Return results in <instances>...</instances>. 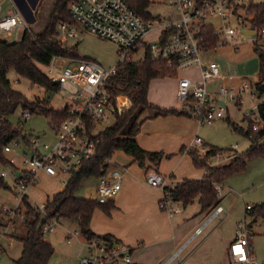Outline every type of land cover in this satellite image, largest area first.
I'll list each match as a JSON object with an SVG mask.
<instances>
[{
	"label": "built area",
	"instance_id": "built-area-1",
	"mask_svg": "<svg viewBox=\"0 0 264 264\" xmlns=\"http://www.w3.org/2000/svg\"><path fill=\"white\" fill-rule=\"evenodd\" d=\"M13 2V0H10ZM177 18H161L156 21L162 29L159 39L153 44L146 43V36L153 30V21H145L125 0H72L68 5V12L74 24L62 23L61 33L69 41L79 37L82 28L99 38L114 42L118 47L120 60L112 69H105L90 59H79L74 65L66 66L61 72L55 70V58L46 66V76L57 83L59 91L63 94L66 103L61 110L65 111L64 118L58 124H53L48 118L50 126L56 137L55 143H41L40 138L30 136L26 143L29 154L23 161L25 170L16 165L14 158L7 159V164L14 167L12 174L3 169L1 178L10 179L16 195L14 209L4 207V222L0 228V258L5 253L2 241L8 236H14L13 228L16 218L22 222L25 216L20 213V206L24 196H28L29 189L37 183L38 177L44 173L50 177L71 175L82 165L96 156L97 142L95 137L100 133L98 127L114 123L118 109H123L128 103L121 104L108 89V83L118 72V67L126 61H141L150 55L154 61H164L167 66L177 72V103L179 110L193 118L200 126L210 125L216 120L225 118L230 103L242 106L245 98L254 104L245 118L257 132L264 121L259 112V106L264 104V93L257 86L258 82L251 83L243 80L240 87L220 86L213 92L209 90L210 83L222 80L220 66L204 59L205 42L203 30L207 26L213 27L215 35L220 36L223 31L224 41L233 39L235 30L226 23L231 15H237L233 0H168ZM2 4L0 3V11ZM219 19V26L210 24V20ZM241 19V16H238ZM19 29H27V23L19 11L0 18V35L9 34L17 38ZM256 33V32H255ZM220 40V39H219ZM142 52L140 59L136 57ZM74 60V59H73ZM198 69L200 79L179 78V71ZM31 112H24L23 119L30 120ZM17 140L12 141L4 148L5 154L20 148ZM193 147L197 148L204 157L210 152L203 140L196 137ZM230 152H235L231 148ZM221 155H216L211 162L216 163ZM124 169L112 167L104 176L99 178L96 189V201L100 205L107 204L115 199L122 189ZM146 183L154 188L162 189L171 185L169 178L160 173L149 170L146 173ZM221 194V187H215ZM164 197L166 193L164 192ZM174 202L166 201L162 208L170 215L178 214L179 209ZM46 206V205H45ZM45 206L38 207L44 218H48ZM247 210H252L247 206ZM225 213L223 207L214 210L209 221L195 231L186 243L165 264L179 262L184 250L200 237L206 226L220 219ZM59 220L47 222L42 232L46 236L55 231ZM69 232L68 239L77 235ZM89 256L80 260L79 264H130L131 249L121 243H111L103 239H93L88 242ZM230 257L233 264H257L254 253L250 247V229L246 222L237 224V237L230 245ZM264 264V261L261 263Z\"/></svg>",
	"mask_w": 264,
	"mask_h": 264
},
{
	"label": "rangeland",
	"instance_id": "rangeland-1",
	"mask_svg": "<svg viewBox=\"0 0 264 264\" xmlns=\"http://www.w3.org/2000/svg\"><path fill=\"white\" fill-rule=\"evenodd\" d=\"M7 0H0L3 3V11L1 12V18H5L8 15L11 5L6 2ZM60 0H18L19 10L23 13L24 17L31 23L27 29H31L34 33L38 34L44 31L51 20V16L54 13V8ZM219 2L221 0H211ZM67 1V5H69ZM264 0H233V6L236 8L237 15H231L226 19L234 30L235 35L233 39L224 41L225 35L221 31L219 39L220 42L211 51L205 52V58L208 61L217 63L220 66V73L222 80L214 81L209 85L210 91H216L218 87H233L238 85L239 78L246 77L249 82L255 83L260 75V63L258 57L254 53L255 43L264 48V29L256 32L253 30L251 21L252 15L248 13L246 7L249 4H261ZM18 7V6H17ZM68 7V6H67ZM149 13L155 18H167L173 15L176 18V14H173L172 7L168 0H152V5L149 8ZM241 16V19H238ZM215 26H219L221 21L219 19H212L211 21ZM61 25V24H60ZM60 25L58 26V39L62 42L67 49L78 45L75 51L77 55L82 59H91L96 61L100 66L109 70L114 68L119 60L118 47L114 42L106 39L99 38L98 36L85 31L79 30V37L77 39L64 41V35L61 33ZM26 30V29H25ZM24 29H19V36L15 38L9 34L0 35V40L14 43L21 41ZM247 31L256 32L254 35L248 37L245 36ZM162 29L159 23H154V30L147 38V43L153 45L161 36ZM213 50V51H212ZM142 52L136 57L140 59ZM77 60L71 58H55V70L61 72L66 66L76 64ZM207 61V62H208ZM39 69L45 74L47 73L46 67L39 66ZM162 71V70H161ZM173 75V74H171ZM196 71L194 69L190 71H179V78L187 77L193 80H197ZM8 79L12 83V87L15 91L25 96L30 101L42 102L44 99H49V106L54 109H62L66 103L63 98V94L60 92L47 93L44 88L33 85L27 79H20L14 70L8 73ZM243 79V78H242ZM240 79V81L242 80ZM163 80V79H158ZM157 83V82H156ZM153 83L151 87V104L155 107H166L167 109L174 108L179 110L177 105V77H167L165 81L159 82L160 84ZM153 101V102H152ZM155 102L160 103L159 106ZM253 102L249 98H245V103L242 106H238L235 103H230L228 112L225 118L216 120L210 125L198 126L194 119L185 116V125L183 127H172L167 131V134H159L157 137H146L147 132H153L149 126H145L144 123L142 133L137 137V140L146 139L150 148L144 147L143 150L149 153H158L162 160L160 162H152L146 160L145 168L152 167L158 169L160 173L166 177L173 176V179L169 178L171 185H175L176 180L190 179L199 180L205 175V169L196 165L193 161L190 151H196L200 155L201 159H204V155L200 154L196 148L193 147V142L196 137H200L204 144L210 148H216L221 150L218 154L221 158L214 164L211 159L205 158L207 163L211 166L225 165L230 163L239 154H242L249 150L251 141L243 133L236 132L230 125H236L237 127L247 130L249 128V122L245 118V115L253 108ZM146 112L143 115L145 120L149 114ZM10 122L15 128H20V132L23 135L40 138L41 143H55L56 137L52 127L46 117L41 114H34L30 120L25 121L23 119V111L19 109L10 118ZM229 120V121H228ZM53 124L55 121L53 120ZM113 124L103 125L98 127L97 131L103 128L109 127ZM262 127L259 126V129ZM18 142L21 144L20 148H14L10 154H5L7 159L14 158L16 165L25 170L23 165L24 159H26V153L29 154V148L23 138H19ZM144 146V145H143ZM231 148H235V152H230ZM206 157V156H205ZM216 158V156L214 157ZM110 167L112 164L123 167L131 164V178H141L142 174L138 171L137 166L140 167L138 162H135L134 158L125 154L122 151H116L111 160L109 161ZM6 170L12 174L14 167L9 164H0V180L2 171ZM65 184L69 178V175H62ZM136 180H133L135 183ZM146 181H136L135 187L138 190L142 199L148 200L152 197V193L149 191L151 188L146 186ZM5 186L13 188L10 179L4 180ZM96 185L97 178L90 177L83 180L77 196L79 198H85L88 200H96ZM65 186L62 181L56 179L55 181H45L36 184L28 195V200L31 203V208L38 211L40 206L47 203V194L55 189ZM158 192L162 195L161 200L164 198L163 190L159 189ZM221 205L226 212L220 216V219H215L210 222L203 234L193 241L182 253V257L186 258L185 264H197L201 261H212L216 257H221L224 254V244L229 240H234L237 237V224L240 222H246L248 225L254 221L247 212L246 206L256 207L264 203V158H255L247 162L246 170L242 173L234 174L226 180L221 187ZM16 195L9 189L0 186V215L4 218V207L14 209L16 206ZM191 211L196 209V205L192 204ZM181 210L180 206H178ZM20 213L23 215L27 213L25 206H20ZM210 213L207 218L201 223L203 226L209 221L212 216ZM107 214L98 209L95 215V220L101 225L103 223L104 216ZM25 216V215H24ZM114 219L113 222H116ZM20 218H16L13 228L15 229L14 236H8L2 241L6 246L7 252H5L0 258V264H14V261L18 260L22 252L21 235L25 231V225H22ZM166 224V222H162ZM144 228L145 224L142 219L137 220L135 226ZM92 229V228H91ZM100 229V228H98ZM93 231V230H92ZM129 230V232H133ZM69 232L75 234L77 237L68 239ZM95 232V231H93ZM96 233V232H95ZM102 235L104 233L97 232ZM24 235V234H23ZM80 231L77 227V223L68 220H59V225L52 233L45 236L47 242L53 245L54 255L50 264H79L81 256L88 255V249L86 243L81 241ZM252 248L254 258L257 264H261L264 261V219L259 217L257 222L252 226ZM15 237V238H14ZM13 238V239H10ZM10 246V247H9ZM224 264H233L232 259Z\"/></svg>",
	"mask_w": 264,
	"mask_h": 264
},
{
	"label": "trees",
	"instance_id": "trees-1",
	"mask_svg": "<svg viewBox=\"0 0 264 264\" xmlns=\"http://www.w3.org/2000/svg\"><path fill=\"white\" fill-rule=\"evenodd\" d=\"M67 1L71 2L72 0H60L57 3L51 20L43 32L36 34L31 29H26L19 42L9 43L0 40V164L2 165L7 164L3 153L4 148L14 140L23 138L26 142L28 138L27 135L20 132V128H15L9 119L19 109L23 113L41 114L47 119L51 118L57 124L65 116L64 110H56L49 106V99H44L42 102L30 101L15 91L8 79V73L14 70L20 79L29 80L33 85L44 88L47 93L59 91L58 84L52 82L39 69V66H49L53 59L58 57L82 59L75 52L78 45L67 49L58 39L57 29L60 24H74L68 12ZM125 1L145 21L158 20L149 13L152 0ZM246 9L253 17L251 21L253 30L262 31L264 29V3L249 4ZM214 33L211 26H207L203 30L206 51L215 48L220 42L219 36ZM254 53L260 63L257 86L261 85L259 89L264 93V48L255 43ZM176 76L177 72L174 68L168 67L164 61L152 60L150 55L141 61H126L119 65L117 74L111 78L107 87L115 97V101L121 104L128 103V105L123 109H118L114 123L95 137L96 156L86 161L78 170H74L67 180L65 189L47 202L45 211L48 213V218H44L40 210L35 211L31 208L28 196L23 197L21 205L27 209L23 222L26 234L21 238V256L14 261V264H50L54 255V247L46 241L42 229L47 222L53 219L76 222L81 235L89 242L93 239H103L111 243H119L109 235L103 237L96 235L90 226L95 210L102 209L106 214H109L114 209L112 202L100 205L96 200L79 198L77 192L84 179L100 178L105 175L110 167L109 161L116 151H122L133 157L141 168H145L146 160L152 162L162 160L158 153L144 151L137 141V136L143 124L142 116L147 110H155L154 117L188 116L181 110L160 109L150 104L148 100L152 80ZM259 112L264 121V104L259 106ZM230 125L236 132L243 133L249 138L251 141L249 150L239 154L228 164L215 166L209 165L205 158L212 159L221 150L212 148L204 159H201L196 151H190L194 163L205 169V176L199 180L184 179L175 185H167L164 188L166 197L161 201V206L166 201H172L187 207L198 200L201 206L200 214L208 215L221 203L222 198L215 187H222L228 178L244 172L247 162L250 160L264 158V126L254 132L251 124L247 130L231 123ZM171 178L173 179V176ZM0 186L15 193L12 188L5 186L2 178ZM247 213L254 218V221L248 225L251 230L259 217L264 219V203L253 207L250 211L247 210ZM3 222L4 218L0 215V228L3 226ZM252 239L253 235L250 233V247L253 251Z\"/></svg>",
	"mask_w": 264,
	"mask_h": 264
},
{
	"label": "crops",
	"instance_id": "crops-1",
	"mask_svg": "<svg viewBox=\"0 0 264 264\" xmlns=\"http://www.w3.org/2000/svg\"><path fill=\"white\" fill-rule=\"evenodd\" d=\"M17 1L18 0H13V2H11L10 0L6 1L11 5V9L9 10L8 15L10 13H15V12L19 11V13L22 15L23 19L26 21L27 28H28L29 24H31V23L28 21V19L26 17H24L23 13L19 10V4ZM1 4L3 5V3H1ZM171 7H172V5H171ZM172 10H173V14H176V18H177L178 15L174 11L173 7H172ZM2 11H3V7H2V10L0 11V14ZM0 18H1V16H0ZM167 18H174V17H173V15H171V16H168ZM159 19H161V18H159ZM211 21L212 20H210V24L212 25L213 23ZM153 23H157V22L153 21ZM153 30H154V28H153ZM153 30L146 36V41H147L148 36L152 34ZM216 49L217 48H215L213 50H216ZM207 51H211V50H207ZM205 52H206V50H205ZM205 52L203 55H205ZM204 59L206 60L205 56H204ZM206 61H208V60H206ZM194 70L196 71L195 76H196L197 80L200 79L199 70L198 69H194ZM165 78H167V77H165ZM165 78H158V79H163V80L154 79L150 83V90H149V94H148V100H149L150 104H151L150 92H151L152 84L156 83V82H157L156 84H160L159 82L165 81ZM242 78H239L238 85H235L233 87L238 88L241 86L243 80H245V79L248 80L246 77H242ZM240 79H242V80L240 81ZM258 81H259V77L257 78L256 82H258ZM215 82H212V83H215ZM212 83H210V84H212ZM155 103L158 104L159 106H162L158 102H155ZM177 105H178V103H177ZM158 108L165 109V110L174 109V108L167 109L166 107H164V108L158 107ZM146 112H149L148 113L149 116L145 120H143L144 116H142L143 124L146 123L145 126H149L150 129H153L152 130L153 132H147L146 133V135H147L146 137H152V136L157 137L159 134H163V135L167 134V131L169 129H171L172 127H177V126L183 127L185 125V122H186L185 121L186 117H184V116L154 117L156 114L155 110L150 109V110H147ZM146 112L144 113V115L146 114ZM195 123L198 126H200L196 121H195ZM143 124H142L141 130H140V133L137 136L138 138L142 133V128L144 126ZM106 128H108V127H106ZM106 128L101 129L99 132L104 131ZM137 141H138V143L142 149L144 147H148V148L151 147V146H149L146 139H140ZM193 144H194V142H193ZM196 150H197V148H196ZM112 167L124 169L123 170L124 177L122 180V189H121L120 193L115 197V199L113 201H111L112 204L114 205V209L111 210L110 213L107 214V216L103 215L104 218H103V223L101 225L94 219L96 213L98 212V209L95 210L94 215L92 217L91 225H90L92 228L91 230L95 231L96 233L95 232L94 233L100 237L109 235V236L113 237L115 240L119 241V243L129 247L131 249V259H132V262L130 264H165V263H167L174 256V254L186 243V241L195 233V231L201 227L200 226L201 223L207 218V216L209 214L208 215H201L200 214L201 206H200L198 200H196L194 202V204L196 205V209L193 211H191L190 205L187 207H184L181 203H174L175 204L174 207L179 209L180 212L178 214L170 215L169 212H167L161 208V205H160L161 201L160 200H161L162 195L158 192L159 188L151 187L146 183H145L146 186L148 188H151V190L149 189V191L153 195L149 200L147 198H145V199H142L143 201H139L141 196L135 187L136 181L142 182L143 178L145 180L146 173L149 170H154L158 173H160V171L158 169H154L152 167L141 168V167L137 166V169L142 174V177L136 179L134 177L131 178V173H130L131 171L130 170H131V168H133L132 163L125 165L123 167H119V166L112 164ZM61 177H62L61 175L58 177H50L44 173H41L38 177L36 184L41 183V181L43 179L45 181H55L56 179H59V181H62V183L66 186L65 182L63 181V178H61ZM164 177H166V176H164ZM203 177H201L200 179H202ZM166 178L171 179V177H166ZM184 179L176 180V183L181 182ZM133 180H136L135 183L133 182ZM98 183H99V178H97V185H98ZM81 184H83V181ZM35 185L29 189V193H30L31 189L33 187H35ZM97 185H96V189H97ZM65 186H61L60 188L49 192V194H47V202L49 200H51L54 195H56L59 192H62L65 189ZM29 193H28V195H29ZM163 194H164V192H163ZM45 205H42V206H45ZM42 206H40V207H42ZM178 206H180L183 209L181 210ZM220 206L223 207L221 204H220ZM225 212H226V210H225ZM246 212H247V208H246ZM114 219H117V221L113 222ZM139 219H142V221L144 222V224H145L144 228L142 227V225L140 227L135 226V224L137 223V220H139ZM162 222H166V224H162ZM22 225H24V223H22ZM98 228H100V229H98ZM133 229H134V231L132 233L129 232V230L131 231ZM97 232H101L104 234L100 235ZM250 233H252V229L250 230ZM25 234H26V230L22 233V235L20 237L23 238L25 236ZM79 236L81 238V241L86 243V246L88 249V242L89 241H87L81 235V233ZM74 237H77V235H75ZM10 239H13V238H10ZM234 241H235V239L234 240L231 239L228 242H225L223 256L216 257L214 262L207 260V261H201L200 264H224V262H228V260L231 259V257H230V245ZM4 248H5V252H7L6 246H4ZM89 254H90V252L88 249V255L87 256H89ZM87 256L85 254H83L81 256V259L84 257H87ZM185 261H186V258L182 257V255H181L180 261L176 262L174 264H185ZM79 263H80V261H79ZM197 264H199V263H197Z\"/></svg>",
	"mask_w": 264,
	"mask_h": 264
},
{
	"label": "water",
	"instance_id": "water-1",
	"mask_svg": "<svg viewBox=\"0 0 264 264\" xmlns=\"http://www.w3.org/2000/svg\"><path fill=\"white\" fill-rule=\"evenodd\" d=\"M254 34H255L254 31H247V32L245 33V36L248 37L249 35H254Z\"/></svg>",
	"mask_w": 264,
	"mask_h": 264
}]
</instances>
